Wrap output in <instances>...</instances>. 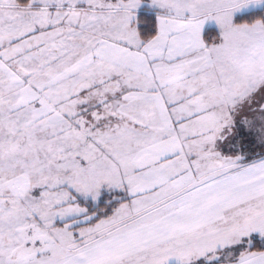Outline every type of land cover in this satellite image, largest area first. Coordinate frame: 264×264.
<instances>
[{
    "label": "snow or ice",
    "instance_id": "1",
    "mask_svg": "<svg viewBox=\"0 0 264 264\" xmlns=\"http://www.w3.org/2000/svg\"><path fill=\"white\" fill-rule=\"evenodd\" d=\"M0 264H264V0H0Z\"/></svg>",
    "mask_w": 264,
    "mask_h": 264
}]
</instances>
